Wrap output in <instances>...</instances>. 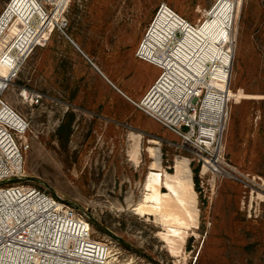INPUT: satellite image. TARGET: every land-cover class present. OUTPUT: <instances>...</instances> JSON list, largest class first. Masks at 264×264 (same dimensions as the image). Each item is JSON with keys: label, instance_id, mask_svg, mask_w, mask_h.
Here are the masks:
<instances>
[{"label": "rangeland", "instance_id": "374dc122", "mask_svg": "<svg viewBox=\"0 0 264 264\" xmlns=\"http://www.w3.org/2000/svg\"><path fill=\"white\" fill-rule=\"evenodd\" d=\"M11 1L0 0V15ZM42 1L53 32L2 96L30 123L23 182L83 214L109 247L108 264H264V0ZM26 29L15 16L0 50ZM151 30L219 85L230 54L223 129L210 146L201 147L209 117L180 136L143 109L161 74L140 59ZM25 88L43 95L40 107L22 103ZM183 162L195 202L175 226L144 203L149 174L180 178Z\"/></svg>", "mask_w": 264, "mask_h": 264}, {"label": "built area", "instance_id": "2783aa9c", "mask_svg": "<svg viewBox=\"0 0 264 264\" xmlns=\"http://www.w3.org/2000/svg\"><path fill=\"white\" fill-rule=\"evenodd\" d=\"M8 6L0 15V35L6 29ZM28 24L9 47L0 50V264H105L110 249L93 238L87 218L46 191L23 182L25 155L30 149V123L2 96L13 85L28 57L48 40L39 35L43 25L37 32L36 17L29 19ZM33 30L35 33L30 36ZM163 74L164 70L143 97V109L180 136L194 133L198 127L196 118L203 116L208 88H199L198 78L186 86L184 93H174L170 86L158 91L164 84ZM19 96L30 109L43 104V95L36 91L25 88ZM205 137L201 147L210 146ZM216 160L219 167L222 162Z\"/></svg>", "mask_w": 264, "mask_h": 264}, {"label": "bare ground", "instance_id": "6f19581e", "mask_svg": "<svg viewBox=\"0 0 264 264\" xmlns=\"http://www.w3.org/2000/svg\"><path fill=\"white\" fill-rule=\"evenodd\" d=\"M8 5L9 9L7 13L8 19L6 21V26L16 16L26 25V27H28V20L33 19L35 16H37L41 20L40 26H38V29L36 28L37 32L39 31L41 25H43V27L40 29L39 35H41L42 39L47 40V36L50 32H52L53 28V23H51L52 17L44 13L37 0H12L11 4L9 3ZM172 15L176 16L173 13ZM4 28L5 27H3V29ZM2 31L3 30H1V32ZM32 33H35V30L29 33L30 36L32 35ZM140 54L143 56L141 60L155 66L156 68L161 70V73L162 70H164L162 78L164 84L162 85V87H159L158 91L163 92L164 89H167L170 86L172 92L184 93L185 88L188 84L191 85L193 84L192 81H198V78H201V80L197 82V85L199 86V88H208L209 90V94L203 106L202 119L205 117H209L211 122L210 128H205L202 126V138L206 139V137L204 136L206 135L209 138L207 139L208 142H214L222 132L225 119V105L229 85L227 79L228 76L226 75V73L231 66L230 54L227 53L223 59L222 68H225V71L223 74L224 78L222 79V83L220 85L217 84L218 78L214 77V74H210L206 79L202 77L200 73L191 69L190 66L186 64L185 61L182 60L178 55L170 52L167 46L157 39L152 30L142 41ZM150 101L151 103H154L153 98ZM207 141H205L206 144ZM152 157L154 158L152 170H157L161 165L159 152L152 150ZM213 167H218L217 160L206 162L204 167L202 168L204 169L203 174H205L207 170L209 171V169H213ZM184 168L185 170H183L180 178L175 179L172 177L169 178L166 175L164 176L159 172H151L149 174L147 189L150 194H148L145 198L144 206L147 207V209H144L145 211L153 212V210H155L156 212V210L159 209L158 211H163L165 219H170L174 223L175 220H179L180 214L187 213L189 211L187 207L193 205V203L195 202L193 197H191L194 194V189L191 172L187 168V164L185 163ZM162 186L168 189L169 194L160 193L159 188ZM190 199L192 201H190ZM148 202L152 203V205L150 206L151 209L148 208ZM143 208V206L140 207L141 210ZM105 264H108V262L106 261Z\"/></svg>", "mask_w": 264, "mask_h": 264}, {"label": "trees", "instance_id": "16d2710c", "mask_svg": "<svg viewBox=\"0 0 264 264\" xmlns=\"http://www.w3.org/2000/svg\"><path fill=\"white\" fill-rule=\"evenodd\" d=\"M65 128H66V123L63 122V123L61 124L60 128H59V131L62 132ZM67 133H68V131H67ZM67 133H66V134H67ZM195 183H196V186H197V185H198V179H197V178H195Z\"/></svg>", "mask_w": 264, "mask_h": 264}]
</instances>
